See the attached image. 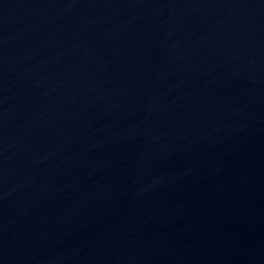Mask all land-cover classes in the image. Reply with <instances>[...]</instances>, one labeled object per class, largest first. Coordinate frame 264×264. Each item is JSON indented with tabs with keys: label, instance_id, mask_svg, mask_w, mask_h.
I'll return each instance as SVG.
<instances>
[{
	"label": "water",
	"instance_id": "obj_1",
	"mask_svg": "<svg viewBox=\"0 0 264 264\" xmlns=\"http://www.w3.org/2000/svg\"><path fill=\"white\" fill-rule=\"evenodd\" d=\"M0 264H264V0H0Z\"/></svg>",
	"mask_w": 264,
	"mask_h": 264
}]
</instances>
